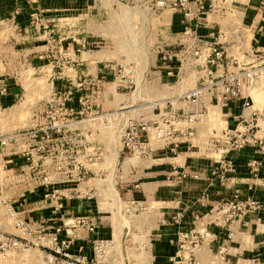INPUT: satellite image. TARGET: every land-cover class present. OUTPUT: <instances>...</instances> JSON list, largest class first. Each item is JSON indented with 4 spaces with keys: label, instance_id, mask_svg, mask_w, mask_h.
Listing matches in <instances>:
<instances>
[{
    "label": "crops",
    "instance_id": "1",
    "mask_svg": "<svg viewBox=\"0 0 264 264\" xmlns=\"http://www.w3.org/2000/svg\"><path fill=\"white\" fill-rule=\"evenodd\" d=\"M71 1L74 2L76 14L73 20L66 21L65 17H58L56 22L54 19H45L47 24L43 21L35 23L33 30L32 26L21 22L20 15L26 12L22 6H19L15 13V3L10 0H0V74L5 75L10 83L8 93L0 96V100L9 105L7 108L14 105L11 103L16 101L20 90L17 83L12 82L11 79L16 72L15 64L12 65L11 61L17 56L14 51L15 41L18 40L17 32L33 30L38 34L33 38L42 39L40 40L41 50L44 48L46 50L52 39H58L60 51L64 47L71 58L81 60V64L75 65V68L66 65L54 66L50 62L43 65L49 70L48 79L51 78L50 84L54 90L72 88L75 92L83 93L88 89L76 87L77 83L94 81L102 91L110 90V94L103 93V98H100L99 102H97L99 94L97 91L95 92L98 93L97 95H94L92 89L93 93L85 95L89 97L93 95L97 106L100 102L102 105H113L115 101L113 91L119 90L114 89L115 86L124 85L129 81V77L121 78L108 66L118 62L115 58L125 62L127 58H132L130 54L136 50L141 57L148 58V64L144 70L146 78L144 77L143 83L146 82L148 89L153 90L154 99L150 103L161 107L165 105L167 108L171 106L173 109H190L186 102L177 98L176 93L199 85L202 78H206L203 75L204 70L199 66L181 63L177 69L182 80L171 89L161 82L164 70L153 68L158 57L156 46L169 51L170 43L176 38L172 28L176 12L172 8L160 10L159 20H145L138 17V9L118 0ZM213 1L221 8L203 17L195 27L196 36L204 48L212 42H218L224 51L223 62L233 57L241 58L245 55V51H249L256 44L249 39L250 34L239 43L237 27L239 24L249 26L250 23L256 22L257 17L254 18L253 12L247 9L248 0ZM26 2L29 8L40 9L44 16H48L51 10H58V14L65 15L68 5L66 0H42L40 3L39 0H26ZM19 4L21 5V1ZM121 5L128 7L132 13H136V17L129 19L113 17ZM83 11L87 12L83 15ZM45 26L49 29L45 30ZM119 28L123 32L132 33L130 34L132 36L128 33L124 35L125 43L122 44V51H119L120 40H117L120 36L115 33ZM49 31L51 34L57 32L56 38L48 34ZM1 32L6 36L3 37ZM71 35L77 39L87 40L91 45H95L94 48L74 56L76 44L70 38H66ZM45 55H47L46 52ZM134 56L135 53L133 58ZM177 56H180L179 52ZM125 64L132 67L127 70L132 72L134 78L132 77L131 80L136 86L134 73L139 71L135 69V62L130 60ZM221 72L222 66H219L215 75H220ZM51 74L58 76H51ZM127 93L128 91L125 90L117 94L125 98ZM210 98L209 93L204 95L208 116L204 121L192 124L195 134L187 138L183 130L180 134L176 133L175 139L179 141V147L175 153H169L157 144L149 155L138 158L136 163L128 161L124 163L125 157L117 171L121 183L120 190L123 194L142 204L146 209L148 219L143 227L150 236L148 259L152 261V264H186L190 261L189 258L193 259L194 264H254L255 262L264 264V151L255 152L251 148H245L232 152L229 155L233 164L232 170L226 173L227 179L221 184L216 175L220 155L211 151L207 143L219 121L223 127L226 124H232L231 118L227 117L229 112L230 114L242 113L246 116L255 103L245 105L239 101L227 110L220 108L212 98L210 102ZM153 115L156 116L155 113ZM89 132L92 135L91 129ZM251 161L258 163L256 169L249 164ZM92 164L91 166L94 167ZM234 192H239L242 196L251 195L260 206L248 211L240 218L224 221L221 212L216 208L219 201L230 199ZM35 199V197H29L23 200L24 209L21 214L34 219L48 216L49 209L34 210L37 205ZM152 202L155 205H151ZM67 206L69 212H77L80 206L83 211L95 210L92 201L88 202L87 199H72ZM173 216L178 217L177 223L172 222ZM106 217L109 218L108 215ZM181 231L187 233V242L191 238L196 239V242L185 245L186 249L181 251L184 256H180L178 261L175 256L178 240H175V236ZM97 234L108 236L109 226L106 220L99 227Z\"/></svg>",
    "mask_w": 264,
    "mask_h": 264
},
{
    "label": "built area",
    "instance_id": "2",
    "mask_svg": "<svg viewBox=\"0 0 264 264\" xmlns=\"http://www.w3.org/2000/svg\"><path fill=\"white\" fill-rule=\"evenodd\" d=\"M20 1L10 0L15 3V13L19 9ZM121 1L138 9V17L145 20H159L160 10L164 8H172L176 12L172 26L176 38L170 43L169 51L156 46L158 57H156L157 62L153 68L164 70V75L161 77L163 85L171 89L178 85L182 80L177 69L181 63L201 67L206 77L202 78L199 85L176 93L177 98L186 102L190 109H173L171 106L167 108L165 105L161 107L157 104L154 106L157 108L156 116L149 120L127 118L121 130V153L124 154V158L147 156L157 144L169 153H175L179 147V141L175 139L176 133L180 134L183 130L185 131L184 136L190 138L195 134L192 124L207 118L208 110L204 104L206 93L210 94L220 108L230 110L239 101L245 105H253L252 91L257 87L264 90V0H248L247 9L253 12V17H257V20L250 23L251 26L239 24L237 27L239 43L250 34L249 39L256 45H253L249 51H245V55L241 58L233 57L225 62H223V48L218 42H212L204 48L195 33V27L207 13L217 12L221 8L213 0ZM34 14L29 13V16ZM48 34H51L50 31ZM66 38H70L76 44L73 51L74 56L89 48L93 49L95 46L73 35ZM57 41L58 39H52L50 43H58ZM58 52L63 59L61 67L66 65L75 68V65L81 64V60L71 58L66 50L60 51L58 47ZM178 52L180 56H177ZM128 66L119 62L109 64L108 68L115 71L121 78L131 73L128 76L129 81L124 85L115 86L114 89L125 90L134 85L131 80L133 74L127 70ZM219 66H222V72L220 75H215ZM130 68L129 66L128 69ZM9 87L8 79L0 74V96L7 94ZM76 87L93 91L94 88L99 89L97 83L89 80L78 82ZM95 100L94 97H89L84 92H75L72 88L65 89L63 93L57 90L51 91L48 98L42 102L43 112L56 106L58 111L56 118L49 117L46 113L45 116H40V121L46 122L41 126H36L39 121L37 120V123L27 129L5 133L0 131V169L5 166V162L13 165L10 168L22 169L25 166L31 169L28 179L33 184V187L22 195L18 205L8 203L7 213H1V218L4 214L6 219L13 220L10 224L25 236L3 232L0 227V257L19 248L31 247L34 241L27 235L36 231V237L39 240V245L36 246L42 250L52 264L129 263L126 255L128 235L130 231L140 233L144 230L143 226L148 219L147 213H140L145 217L142 226L132 230L125 228L119 241L114 234L116 225L113 223L112 213H99L96 209L83 211L81 206L78 207L80 209L77 212L68 211L67 203L72 199H87L90 202L97 193L94 185L85 184L89 180L87 174L97 173L91 166V163L94 165L98 159L96 146L90 147V151L92 150L90 155L93 157L82 159L84 161L78 159V150H74L75 156L71 159V156L67 154L72 153L73 149L69 151L64 147L67 134L74 138L87 135L88 131L82 130V123H92L97 117L90 115L92 113L83 117L81 113L86 108L90 107L92 111V107H97ZM5 109L7 105L0 100V117ZM40 114H42L41 111ZM227 117L231 118L232 124H226L220 130L213 129L207 141L208 148L220 155L216 175L221 184L227 179L226 173L232 170L233 164L229 156L232 152L245 148H251L255 152L264 151V105L260 107L253 105L246 116L242 113L230 114L229 112ZM66 127L70 129L66 130ZM88 135L92 136L90 132ZM37 151H41L42 154L38 155ZM4 157L6 158L3 161ZM249 164L255 169L258 167V163L254 161ZM36 166H41L43 169L41 177L34 173L33 169ZM80 184H84V188L81 189ZM29 197H35L37 200L35 211L46 208L49 209V215L40 216L37 219L24 217L21 214L24 209L23 200ZM132 202L136 201L132 200ZM259 206V202L251 195L242 196L241 193L234 192L230 199L219 201L216 210L221 212L224 221H229L240 218ZM143 209L146 210L145 207ZM107 215L109 218L106 217ZM105 220L108 222L109 234L99 236L98 229ZM171 220L177 223L178 217L173 216ZM146 236L147 243L145 242L142 247L149 249L150 236L147 231ZM175 237V240H178L175 256L179 261V257L184 256L181 251L186 249L185 245L196 242V239L191 238L187 242V233L184 231L178 232ZM189 260L186 264H194L192 258ZM147 264H152V261L147 259Z\"/></svg>",
    "mask_w": 264,
    "mask_h": 264
},
{
    "label": "rangeland",
    "instance_id": "3",
    "mask_svg": "<svg viewBox=\"0 0 264 264\" xmlns=\"http://www.w3.org/2000/svg\"><path fill=\"white\" fill-rule=\"evenodd\" d=\"M118 1L123 2L121 0ZM40 2H42V0H39V3ZM66 3L68 5L65 15L58 14V10H51L48 16H44L40 9H31L28 7L29 4L26 0H21L20 6L26 10L25 14L20 15L21 22L27 23L30 27L32 26L33 29L35 23L43 21L47 24L45 19H54L56 22L58 17H65L66 21L73 20L76 15L74 13V2L66 0ZM55 7L57 8V3ZM86 12L87 11H83V15ZM29 13L35 14L29 16ZM113 17L129 19L136 17V13H132L128 7L121 5L113 14ZM44 29L47 30L49 28ZM33 30H29L28 32H17L18 40L15 41L16 46L14 48L17 56L11 61L12 65L15 64L16 72L12 75L11 79L12 82L17 83L20 90L16 101L11 103L14 105L5 109L1 114L0 131L2 133L30 128L37 123V120L39 121L36 126H41L46 122L42 123L40 121V116H45L46 113H48L49 117L54 116L56 118L58 115L56 106L48 108L43 112L44 106L42 102L44 99L48 98L51 91L57 90L61 93L65 91L58 88H56V90L53 89L50 84L51 78L48 79V75H50L48 73L49 70L43 66L47 62H50L54 66L62 65L63 59L58 52L59 45L56 42H52L48 44L46 50L45 48L41 50L42 44L40 40L42 39L33 38L38 36ZM127 30H129V28ZM115 33L117 36H120L117 40H120L118 42L119 51H122V44L123 42L125 43L123 40L125 39L124 35H127V33L130 35L132 33H129V31L123 32L121 28L116 29ZM1 35L3 37L6 36L3 32H1ZM57 35V32L51 34V36L55 38ZM62 50H65L64 47H62ZM45 52L47 55H45ZM134 53L135 56L133 58ZM42 55L43 57L41 58ZM130 57L132 58H127L125 62H129L130 60L135 62V69L139 71L138 73H134L136 75L137 85H132L129 89H125L128 91L125 98L117 94L124 92V89L116 92L113 91L115 94L113 105H102V102H100L97 107H92V111H90L89 107L81 113L83 117L86 115L89 116L90 113H92L90 115L97 117L92 123H82V130H86L89 133L91 129L92 136H89L87 133L86 136L83 135L74 138L67 134L64 139V147L69 151L73 149L72 153L67 154L71 156V159L75 156L74 150H78L79 153L77 157L80 160L92 156L90 155L92 152V150L90 151V147L96 146L98 159L94 163V169L97 173L93 174L88 172L87 178H89V180L85 184H92L96 188L97 193L91 198L92 204L95 206L94 208L99 213H112V220L116 225L114 234L119 241L121 240L120 238L125 228L132 230L135 229V227H141L142 223L145 222L144 215L140 214L145 213L143 209L144 206L137 202H132V199L125 196L123 191L120 190L121 183L117 171L120 169L122 161L124 160V154L121 153L122 126H124L127 118H142L144 120H149L154 116L153 114L157 112V108H154V105L150 103L154 99L152 96L153 90L148 89L146 82L143 83L145 77L144 70H146L145 68L148 64V58L141 57L136 50L131 52ZM115 59L123 65H128L119 58ZM42 60L45 61L42 62ZM52 75L58 76L57 74H51V76ZM127 75L130 76L131 73H127ZM50 87H52L51 90ZM94 91L99 93H94V95L98 94L97 102H99L100 98H103V93L110 94V90L102 91L100 88H94ZM84 93L90 95L92 90L88 89V91H84ZM251 96L256 107L264 105V90H262L261 87L255 88ZM142 98L144 100H142ZM40 111L42 114H40ZM215 127L220 130L223 127L221 121H219ZM70 128H73V126H70ZM70 128L66 127L65 129L68 130ZM44 149H46V147H44ZM37 154L41 155L42 153L41 151H37ZM5 158L6 157L2 160L4 161ZM127 161L136 163L138 158L134 156L126 158L124 163H127ZM11 166L13 165L5 162V166L0 169V213H7L6 208L8 203L14 206L18 205L22 195L33 187V184H31L28 179V174L31 175V169H27L25 166L22 169L18 167L10 168ZM33 170L38 177H41L43 172L41 166H36ZM83 186L84 184H80L81 189L84 188ZM151 205H155L154 202H152ZM12 222L13 220L9 218L6 219L5 215L2 214V218L0 219L2 231L25 236V234H21L20 231L13 228V225L10 224ZM36 235V231H33L31 235H27V237L33 238L34 244H32L31 247L19 248L15 251L8 252L6 256L0 257V264H52L45 257L42 250L36 246L39 245V240ZM146 240V231L143 230L140 233L130 231L126 243V255L129 258L128 264H147L149 256V252L147 251L148 247H142L145 242L147 243Z\"/></svg>",
    "mask_w": 264,
    "mask_h": 264
}]
</instances>
